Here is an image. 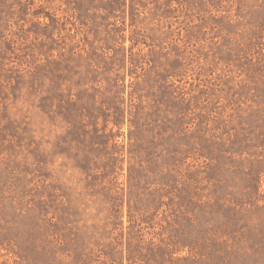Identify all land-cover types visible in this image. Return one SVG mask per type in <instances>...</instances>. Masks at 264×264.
Masks as SVG:
<instances>
[{
  "label": "rangeland",
  "instance_id": "374dc122",
  "mask_svg": "<svg viewBox=\"0 0 264 264\" xmlns=\"http://www.w3.org/2000/svg\"><path fill=\"white\" fill-rule=\"evenodd\" d=\"M0 264H264V0H0Z\"/></svg>",
  "mask_w": 264,
  "mask_h": 264
}]
</instances>
